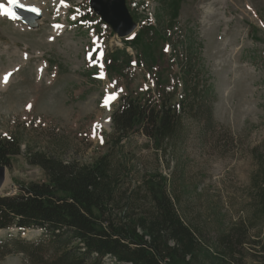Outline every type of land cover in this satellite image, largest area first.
I'll use <instances>...</instances> for the list:
<instances>
[{"label":"rangeland","instance_id":"374dc122","mask_svg":"<svg viewBox=\"0 0 264 264\" xmlns=\"http://www.w3.org/2000/svg\"><path fill=\"white\" fill-rule=\"evenodd\" d=\"M23 1L38 5L41 16L21 21L0 14V76L11 73L0 85V136L21 140V152L5 166L0 194H14L17 181L46 179L40 167L26 161L29 151L84 163L108 152L117 169H128L126 180L135 185L150 170L169 176L175 160L169 161L168 153L165 157L156 153L145 136L135 134L118 145L109 137L111 112L120 96L155 91L153 78L139 67L128 84L111 80L103 73L102 56L97 52L124 47L123 39L131 38L141 26L158 27L155 13L161 0H124L128 13L139 17L138 24L129 14L132 28L123 35L104 22L99 33L94 30L99 36L93 40L92 27L85 23L71 25L59 35L51 31V0ZM179 3L177 24L171 28L166 19L161 27L170 35V45L174 41L181 45L177 48L180 58L189 49L196 52L192 58L202 70L191 81L198 80V89L212 84L214 98L211 126L201 129L200 123L188 120L179 135L182 160H177L185 164V173L199 178L198 190L212 208H218L212 213L215 218L239 221L247 214L245 194L255 169L251 151L264 141V0ZM145 17L150 21L144 23ZM164 45L166 41L160 43ZM169 48L165 47L170 53ZM126 50L134 55L132 48ZM93 69L96 74L87 76ZM109 99L104 105L103 100ZM176 178L185 181L179 175ZM194 195L192 190L189 197ZM17 233L15 228L0 230V237ZM20 234L31 239L40 230L24 229ZM0 264H23L22 256H6Z\"/></svg>","mask_w":264,"mask_h":264},{"label":"trees","instance_id":"16d2710c","mask_svg":"<svg viewBox=\"0 0 264 264\" xmlns=\"http://www.w3.org/2000/svg\"><path fill=\"white\" fill-rule=\"evenodd\" d=\"M179 2L161 0L155 13L158 27L141 26L123 39V48L103 52L109 79L128 84L140 67L155 83V91L120 96L110 116L111 142L112 137L118 145L129 136H145L156 153L175 160L172 173L150 170L135 185L126 180L128 169H117L108 152L88 163L25 153L46 179L17 181L14 194H0V230L18 231L0 237V262L20 254L23 264H264V141L251 151L255 169L245 194L247 214L239 221L215 218L218 208L198 190L199 178L185 173V164L177 160H182L179 135L187 121L200 123L201 129L211 126L214 98L212 84L198 89V80L191 81L202 70L192 58L196 52L189 49L180 58L181 45H170V35L161 27L166 19L171 28L177 24ZM81 19L95 22L98 31L104 24L91 9ZM165 41L168 45L161 47ZM20 152L21 140L0 136L1 165L9 166ZM191 186L193 197L187 189ZM24 229H38L40 235L22 237Z\"/></svg>","mask_w":264,"mask_h":264},{"label":"water","instance_id":"95a60500","mask_svg":"<svg viewBox=\"0 0 264 264\" xmlns=\"http://www.w3.org/2000/svg\"><path fill=\"white\" fill-rule=\"evenodd\" d=\"M91 5L100 15L101 19H103L106 23L113 25L117 28L119 33L126 35L131 30V25L129 23L130 17L125 6L124 0H92ZM13 9L20 16V20L22 21H30L32 19H36L40 17L41 11L38 7L27 4L28 7H35L39 11L32 12L25 9H20L15 5L12 6ZM5 179V166L0 165V189Z\"/></svg>","mask_w":264,"mask_h":264},{"label":"snow or ice","instance_id":"6c2138e0","mask_svg":"<svg viewBox=\"0 0 264 264\" xmlns=\"http://www.w3.org/2000/svg\"><path fill=\"white\" fill-rule=\"evenodd\" d=\"M61 2H63V0H61ZM13 5H15L16 7L20 8V9H25L28 11H32V12H37L38 13V9L35 7H28L26 8V5L24 3H21L20 0H8V7H5L4 4L0 3V14H4L6 13L10 18L13 19H19L20 16L18 15V13L13 9ZM56 27H62L60 25H57ZM11 75V73L6 74L3 77L4 82H7L9 76ZM110 98H114V94L110 97ZM105 103H107V100L105 101ZM29 107H31V105H29ZM97 126H94L93 129V135H95V128ZM101 142H103V140L101 139Z\"/></svg>","mask_w":264,"mask_h":264},{"label":"bare ground","instance_id":"6f19581e","mask_svg":"<svg viewBox=\"0 0 264 264\" xmlns=\"http://www.w3.org/2000/svg\"><path fill=\"white\" fill-rule=\"evenodd\" d=\"M4 72V71H3ZM5 76V74H2V76H0V85H2L1 80L3 79V77ZM7 84V83H4ZM3 86V85H2Z\"/></svg>","mask_w":264,"mask_h":264}]
</instances>
